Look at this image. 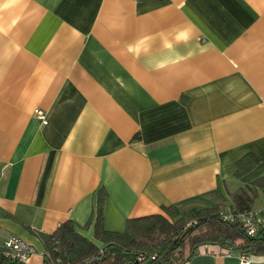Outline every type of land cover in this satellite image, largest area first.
<instances>
[{
  "label": "crops",
  "instance_id": "1",
  "mask_svg": "<svg viewBox=\"0 0 264 264\" xmlns=\"http://www.w3.org/2000/svg\"><path fill=\"white\" fill-rule=\"evenodd\" d=\"M247 153L259 162L237 176ZM260 175L264 0H0V242L33 245L28 264L44 261L31 230L84 224L100 187L121 231L163 206L225 210ZM186 264L241 263L205 243Z\"/></svg>",
  "mask_w": 264,
  "mask_h": 264
},
{
  "label": "trees",
  "instance_id": "2",
  "mask_svg": "<svg viewBox=\"0 0 264 264\" xmlns=\"http://www.w3.org/2000/svg\"><path fill=\"white\" fill-rule=\"evenodd\" d=\"M259 162L247 153L237 161L240 176ZM264 189V175L229 193L231 204L225 210L245 211ZM106 191L97 190L95 206L87 221L79 225L71 219L59 223L51 233L31 230L43 244V264H186L200 244L212 243L250 255L264 254V229L254 236L245 233L240 223L229 222L220 212L226 205L221 198L213 206L193 209L170 221L172 206L162 213L126 218L121 231L104 227ZM92 227L93 240L80 231ZM0 264H28L0 255Z\"/></svg>",
  "mask_w": 264,
  "mask_h": 264
},
{
  "label": "built area",
  "instance_id": "3",
  "mask_svg": "<svg viewBox=\"0 0 264 264\" xmlns=\"http://www.w3.org/2000/svg\"><path fill=\"white\" fill-rule=\"evenodd\" d=\"M34 114L43 123L46 122L45 111L35 108ZM221 217L229 222L240 223L245 233L254 236L258 231L264 229V209L251 208L245 211L222 210ZM36 252L33 245L26 242L22 237L11 234L0 242V255L14 261L27 263L29 257ZM241 264H250V254H239Z\"/></svg>",
  "mask_w": 264,
  "mask_h": 264
},
{
  "label": "rangeland",
  "instance_id": "4",
  "mask_svg": "<svg viewBox=\"0 0 264 264\" xmlns=\"http://www.w3.org/2000/svg\"><path fill=\"white\" fill-rule=\"evenodd\" d=\"M255 204H256V201H255Z\"/></svg>",
  "mask_w": 264,
  "mask_h": 264
}]
</instances>
